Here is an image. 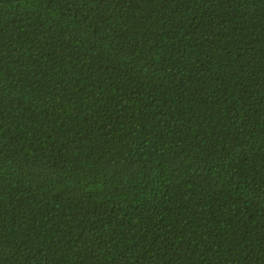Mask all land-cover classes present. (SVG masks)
I'll list each match as a JSON object with an SVG mask.
<instances>
[{
    "label": "trees",
    "instance_id": "1",
    "mask_svg": "<svg viewBox=\"0 0 264 264\" xmlns=\"http://www.w3.org/2000/svg\"><path fill=\"white\" fill-rule=\"evenodd\" d=\"M0 264H264V0H0Z\"/></svg>",
    "mask_w": 264,
    "mask_h": 264
}]
</instances>
